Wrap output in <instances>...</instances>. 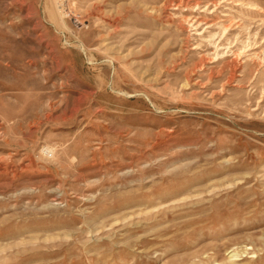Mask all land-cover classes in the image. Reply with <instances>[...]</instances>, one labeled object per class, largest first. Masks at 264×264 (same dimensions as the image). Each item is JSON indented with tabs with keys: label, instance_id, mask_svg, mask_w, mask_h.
<instances>
[{
	"label": "rangeland",
	"instance_id": "obj_1",
	"mask_svg": "<svg viewBox=\"0 0 264 264\" xmlns=\"http://www.w3.org/2000/svg\"><path fill=\"white\" fill-rule=\"evenodd\" d=\"M0 264H264V0H0Z\"/></svg>",
	"mask_w": 264,
	"mask_h": 264
}]
</instances>
